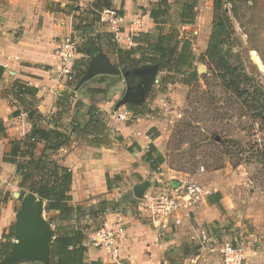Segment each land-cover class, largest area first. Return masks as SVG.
<instances>
[{
    "label": "crops",
    "instance_id": "1",
    "mask_svg": "<svg viewBox=\"0 0 264 264\" xmlns=\"http://www.w3.org/2000/svg\"><path fill=\"white\" fill-rule=\"evenodd\" d=\"M157 1L159 0H112L114 9L121 11L124 17L121 27L125 30H118L116 33L120 43L123 41L127 45L134 44L132 36L138 30H134L133 22L140 23L139 31H150L153 28L154 21L148 9ZM85 2L80 5L84 6ZM69 3L68 0H0V64L6 67L4 78L0 80V121H4L6 131V137L0 139V190L8 189L3 186L2 179L8 173L10 175V171H16L14 164L4 161V156L10 149V141L23 138L32 129L26 112L12 116L16 109L13 98L2 97L1 91L17 79L37 87L38 108L45 117L41 121L43 125L47 124L46 120L54 113L62 110L58 102L61 93L68 86L55 51L66 36L76 33L73 13L68 12ZM98 76H106L109 80L114 75ZM98 76L78 89L85 93L70 106V110H66V120L70 122L75 117L82 123L87 122L88 107L95 105L108 114V126L117 130L123 140L117 141L110 137L105 141L106 144L93 146L73 139L54 152V158L72 170V203L80 205L89 202L87 204L96 207L99 202L106 200L107 210L100 215L102 225L107 224L112 228L123 225L126 230V237L120 242L117 257L109 250L86 246L88 261H99L101 264H170L177 260L183 264H222L221 249L218 254V247L211 242H216L218 236H221L219 232L229 224L225 221L233 209L222 188L224 183L212 180L205 186L208 193L202 201L184 204L173 214L170 223L163 227L153 224L143 206V198L135 195L134 187L144 181L150 183L146 192L153 188L176 186L186 180L187 174H176L166 162L156 171L151 169L143 159L150 144L153 143L164 155L168 147L169 137L163 130L161 121L155 114H136L130 110L127 111V118L119 119L118 113L122 112V108L118 111L115 105L112 112L111 99L99 98L100 94L93 95L92 89L103 88V83L96 79ZM93 82L96 84L92 85ZM76 92L78 93L75 89V95ZM78 100L81 103L76 105ZM108 174L112 178L121 176L120 180L113 181L112 190L108 189ZM127 177L133 182L131 189H128L131 191L124 196L119 184L127 181ZM217 192L222 195V207L211 202L214 197L210 201V195ZM7 203L1 210L0 238L4 232L9 233L11 226L15 224L12 223V214L16 200H9ZM177 218L179 223H176ZM91 231L93 230L88 229V235ZM230 239L225 242L242 244L237 237ZM87 241L88 239L85 243Z\"/></svg>",
    "mask_w": 264,
    "mask_h": 264
},
{
    "label": "rangeland",
    "instance_id": "2",
    "mask_svg": "<svg viewBox=\"0 0 264 264\" xmlns=\"http://www.w3.org/2000/svg\"><path fill=\"white\" fill-rule=\"evenodd\" d=\"M85 1L84 6L78 4L81 11L90 7L91 2ZM169 1L172 11L166 22L177 25L180 36L185 34L192 40V48L197 56L195 65L197 70L200 69V77L197 83L190 86L181 82L166 84L162 79L167 72L158 71L143 104L145 114H155L169 137L165 154L166 164L170 169L176 174H187L184 181H195L203 186H208L212 180L224 183L222 188L233 209L225 221L229 224L219 232L221 236H218V240L211 242L213 246L218 247L216 252L220 254L223 243L237 237L245 248L247 264H264V113L261 115L259 109H256L258 103L264 106V94L257 92V89L264 91V0L223 1L222 10L226 12L230 33L225 51L231 63L248 75L252 85L253 94H248L246 101L226 89L223 79L203 60L217 14L215 0H197L196 18L190 24L180 23L177 10L181 2L192 0ZM153 25L150 31L155 30V22ZM97 27L118 32L108 22L100 23ZM119 30L125 28L120 26ZM76 41H79L77 36ZM253 56L263 68H259ZM79 57L81 56L78 53L71 61L73 67ZM80 67L78 66L76 71ZM74 69L73 79L64 75L67 86L71 89L76 86ZM114 81L115 78L110 76L108 82L102 84L104 90L99 95V98L112 100V112L127 88L123 76L119 82L113 83ZM77 91L71 98L72 105L85 93L84 90ZM78 101L76 105L81 103ZM243 101L251 107L250 111L249 108H242ZM121 108L122 112L129 111L126 105L117 110ZM65 114L62 115L61 121L69 123ZM2 182L8 189L1 191H9V200H16L12 214V223H15L21 206V199L14 195L15 192L22 191L19 177L15 171H10V175L8 173ZM132 182L127 177V181L119 184L124 196L131 191L128 189H131ZM87 203L80 204L83 207L81 223H98L101 217L93 215L98 212L97 208ZM55 215V212H44V217L55 231L56 224L74 223V220H61ZM92 224L88 225L89 230L97 228V225Z\"/></svg>",
    "mask_w": 264,
    "mask_h": 264
},
{
    "label": "trees",
    "instance_id": "3",
    "mask_svg": "<svg viewBox=\"0 0 264 264\" xmlns=\"http://www.w3.org/2000/svg\"><path fill=\"white\" fill-rule=\"evenodd\" d=\"M68 1L70 2L67 5L70 8L68 12L73 13L74 30L79 38L77 52L82 55L74 65L75 85L85 73L90 59L99 53H104L113 64L124 70H132L146 64H157L160 72H167L162 79V82L166 84L181 82L190 86L198 82L200 74L195 65L197 56L192 48V40L185 34L180 36L177 25L166 22L172 11L169 0H159L152 4L148 10L156 24L155 30L134 34L132 39L135 45L131 46L121 44L117 40L115 32L97 27L100 23L104 24L101 20L102 11L114 9L112 0H94L90 7L82 9V11L80 5L76 4L74 0ZM223 1H214L217 14H215L210 42L203 55V60L217 72L219 78L223 79L226 89L235 93L239 99L243 98L246 101L248 94H253L252 85L248 75L239 71V68L231 63V59L225 51V44L230 33L226 12L222 10ZM196 6L197 0L180 3L177 10L180 23L194 22ZM117 12L123 15L121 11ZM78 66L81 67L76 71ZM5 72L6 67L0 64V80L4 78ZM121 76H111L115 78L113 83L119 82ZM96 79L100 83L108 82L106 76H98ZM103 90L99 87L92 89V92L95 96L103 93ZM257 92L264 94L261 89H257ZM37 93V87L22 79L15 80L1 91L2 97L11 96L13 98V105L16 109L12 116H19L24 111L32 123V129L28 134L23 138H15L10 141V149L5 154L4 161L15 165V173L19 177L22 194L31 191L46 201L45 210L47 213L56 212L55 217L61 220H74V224H56V235L48 250L49 264H101L99 261H88L87 247L84 242L88 237L90 224H79L82 222L80 215H82L83 207L72 203V170L55 159L54 152L59 147L68 145L73 139L84 141L89 145L101 146L106 144L105 141H108L110 137L117 141H122L123 137L117 130L108 126V114L95 105L88 107L87 122L82 123L74 117L68 124L63 123L62 115L72 106L71 98L75 95V89H71L69 86L61 93V99L58 102L62 106V110L48 118L46 125L41 124L45 117L38 108ZM244 101L241 103L242 108H249L250 111L251 107ZM143 104L128 102L126 107L136 114H144L146 110ZM256 109H259V114L264 113L262 103H258ZM3 137H6V131L4 121L1 120L0 139ZM40 145L43 147L40 148ZM143 159L152 170L156 171L166 162V155L158 151L156 146L151 143ZM120 179V175L112 178L108 174V189L112 190L114 188L113 181ZM9 197V191L0 190V216L2 207L8 202ZM221 198L220 192L210 195V201L218 203L220 207H222ZM107 207V201L102 200L100 205L94 207L98 212H94L93 215H102L106 212ZM100 209L101 211H99ZM102 223L101 217V220L96 223L97 227H100ZM14 235L15 224L11 226L9 233L4 232L0 239V260L11 253ZM27 264L42 263L34 261ZM170 264L183 263L174 260Z\"/></svg>",
    "mask_w": 264,
    "mask_h": 264
},
{
    "label": "water",
    "instance_id": "4",
    "mask_svg": "<svg viewBox=\"0 0 264 264\" xmlns=\"http://www.w3.org/2000/svg\"><path fill=\"white\" fill-rule=\"evenodd\" d=\"M253 59L255 60L254 56ZM255 61L259 68H263L262 64ZM158 71L157 64H146L132 70H124L113 64L104 53H99L90 59L88 67L75 89L78 90L86 82L101 74L122 75L127 88L123 97L116 103V109L128 102L142 104L146 100V95L152 82L155 81ZM131 77L144 80V83L138 88V92L134 91V87L131 86ZM149 186L148 181L136 185L134 187L135 195L138 198H143ZM15 196L21 199V206L16 214L14 241L11 253L2 258L0 264H21L34 261L49 264V245L55 237L56 231L44 217L46 201L31 191H26L24 194L16 192Z\"/></svg>",
    "mask_w": 264,
    "mask_h": 264
},
{
    "label": "built area",
    "instance_id": "5",
    "mask_svg": "<svg viewBox=\"0 0 264 264\" xmlns=\"http://www.w3.org/2000/svg\"><path fill=\"white\" fill-rule=\"evenodd\" d=\"M75 1L76 4H81L85 0ZM93 1L88 0V2ZM123 18V15H120L115 9H105L101 13V20L108 22L116 31L119 30ZM133 26H135L134 30H140V23L133 22ZM76 54H78L77 42L74 35L66 36L55 51V57L61 65V73L69 76L70 79H73L71 61L76 57ZM128 113L127 111L118 113L119 119L127 118ZM207 193L206 187L198 182L182 181L176 186L160 189L153 188L146 192L142 202L150 221L156 226L163 227L166 223H170L173 214L183 207L184 204L198 203L204 199ZM179 222L180 220L177 218L176 223ZM125 237L126 230L123 225L112 228L107 224H103L90 232L87 238L88 241L87 243L84 242V244L85 246L109 250L114 257H117L120 250V242ZM221 256L222 264H246V253L242 244L224 242Z\"/></svg>",
    "mask_w": 264,
    "mask_h": 264
},
{
    "label": "flooded vegetation",
    "instance_id": "6",
    "mask_svg": "<svg viewBox=\"0 0 264 264\" xmlns=\"http://www.w3.org/2000/svg\"><path fill=\"white\" fill-rule=\"evenodd\" d=\"M131 86L134 87V91L138 92V88L143 84L142 80L137 77H131L130 80Z\"/></svg>",
    "mask_w": 264,
    "mask_h": 264
}]
</instances>
